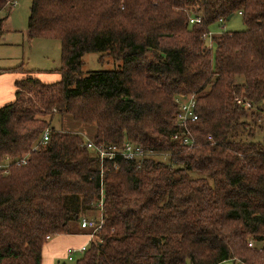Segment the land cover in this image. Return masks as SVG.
Here are the masks:
<instances>
[{
    "label": "trees",
    "instance_id": "1",
    "mask_svg": "<svg viewBox=\"0 0 264 264\" xmlns=\"http://www.w3.org/2000/svg\"><path fill=\"white\" fill-rule=\"evenodd\" d=\"M236 14L245 28L209 47L210 26ZM28 34L60 40L61 78L28 74L0 107V264H42L47 239L94 212L99 239L61 264H264V136L251 126H262L264 0H32ZM91 52L122 67L84 73ZM188 94L189 135L176 123ZM88 139L168 159L119 157L102 175Z\"/></svg>",
    "mask_w": 264,
    "mask_h": 264
},
{
    "label": "rangeland",
    "instance_id": "2",
    "mask_svg": "<svg viewBox=\"0 0 264 264\" xmlns=\"http://www.w3.org/2000/svg\"><path fill=\"white\" fill-rule=\"evenodd\" d=\"M31 4L32 0H17L12 8L7 7L2 12L5 16L10 13V16L4 25V32L0 36V69L21 67L33 73L48 71L58 74V70L62 66L61 42L59 39L52 37L37 36L31 38L29 36L28 19ZM224 27L226 30H241L245 28V24L242 17L236 14L231 19L226 20ZM210 29L214 33H219L221 31L220 22L212 24ZM83 61L82 69L84 73L122 67V62L115 61L105 52L87 53L84 55ZM262 107V119L260 120L262 126L251 125L256 130V139L264 136V105ZM159 158L165 161L168 159L164 153H160ZM86 214V216L98 217L99 212ZM79 254L76 253L73 260L67 258L65 261L74 263ZM231 263L232 261H228L225 264Z\"/></svg>",
    "mask_w": 264,
    "mask_h": 264
},
{
    "label": "built area",
    "instance_id": "3",
    "mask_svg": "<svg viewBox=\"0 0 264 264\" xmlns=\"http://www.w3.org/2000/svg\"><path fill=\"white\" fill-rule=\"evenodd\" d=\"M17 0L13 1V6L16 4ZM241 13V11L239 12ZM202 19L200 16H192L190 17V22H201ZM221 24V31L225 30V22L223 18H220L219 20ZM220 31V32H221ZM213 34L214 32L212 30H209L207 33L203 35V37L207 40L208 46H213ZM176 101L179 106V110L176 116V123L177 126L185 133L189 135V128L188 124L191 121H194L198 118V115L195 111L196 107V96L195 94H188L186 96H178L176 98ZM236 103L239 107L247 110V111H255L257 109V106L253 104L250 100L240 96L236 97ZM50 128H46L43 132L41 143L45 144L50 139ZM183 133V134H185ZM184 136L183 143L184 144H190L193 145L194 139H192L188 135ZM179 133H175L173 135V138H178ZM86 145L88 148H91L94 150L100 159L101 162V171L102 175L104 173V163L106 161H114V166H117L116 160L121 157L122 159H125L126 161H136L138 164H141L144 157H150V156H157L160 153L154 152V151H145L141 146H136L133 143H131L128 140H125L122 144H105V143H95L92 139H88L86 142ZM163 154V153H161ZM25 158L21 162H25ZM0 166H5V164H0ZM100 206H103V198L100 201ZM104 223V219L102 216L98 217H84L81 220V227L87 228L91 230V235L93 237L92 240H97L98 238V230L102 227ZM91 240V241H92ZM90 243V242H89ZM88 244L83 245L79 248H69L67 253L68 260H73L76 253H83L87 247ZM249 246L253 247V242L250 241Z\"/></svg>",
    "mask_w": 264,
    "mask_h": 264
},
{
    "label": "crops",
    "instance_id": "4",
    "mask_svg": "<svg viewBox=\"0 0 264 264\" xmlns=\"http://www.w3.org/2000/svg\"><path fill=\"white\" fill-rule=\"evenodd\" d=\"M9 16L10 13L7 16L4 13L0 14V17H4L5 24ZM28 74L36 75L45 82H54L61 78L59 72L58 74L48 71L29 73V70L25 69L2 68L0 69V107L15 100L17 91L16 82ZM92 239V235L78 224L75 225L72 233L51 236L43 247L42 264H61L62 262H66L69 248H79L88 244Z\"/></svg>",
    "mask_w": 264,
    "mask_h": 264
},
{
    "label": "water",
    "instance_id": "5",
    "mask_svg": "<svg viewBox=\"0 0 264 264\" xmlns=\"http://www.w3.org/2000/svg\"><path fill=\"white\" fill-rule=\"evenodd\" d=\"M232 16L230 15V16H228V18L227 19H230Z\"/></svg>",
    "mask_w": 264,
    "mask_h": 264
}]
</instances>
